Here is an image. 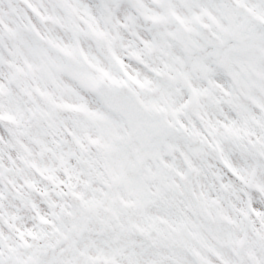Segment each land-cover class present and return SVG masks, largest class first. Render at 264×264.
Wrapping results in <instances>:
<instances>
[{"label": "snow or ice", "instance_id": "obj_1", "mask_svg": "<svg viewBox=\"0 0 264 264\" xmlns=\"http://www.w3.org/2000/svg\"><path fill=\"white\" fill-rule=\"evenodd\" d=\"M0 264H264V0H0Z\"/></svg>", "mask_w": 264, "mask_h": 264}]
</instances>
